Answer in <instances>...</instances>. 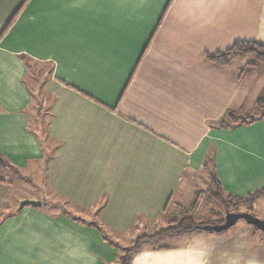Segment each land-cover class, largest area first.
Returning a JSON list of instances; mask_svg holds the SVG:
<instances>
[{
    "label": "crops",
    "instance_id": "0c3cea01",
    "mask_svg": "<svg viewBox=\"0 0 264 264\" xmlns=\"http://www.w3.org/2000/svg\"><path fill=\"white\" fill-rule=\"evenodd\" d=\"M238 40L264 44V0H0V264H118L206 164L263 208L264 118L218 122L260 114L264 64L208 58ZM130 264H264V235L157 236Z\"/></svg>",
    "mask_w": 264,
    "mask_h": 264
},
{
    "label": "trees",
    "instance_id": "16d2710c",
    "mask_svg": "<svg viewBox=\"0 0 264 264\" xmlns=\"http://www.w3.org/2000/svg\"><path fill=\"white\" fill-rule=\"evenodd\" d=\"M236 55H244L252 57L253 61L250 63L251 65H255L257 63L264 64V44L257 41L250 40H238L234 43V45L224 51H219L213 54H208V58L220 65H228L231 63V60ZM257 108L261 111L258 116H246L240 117L233 113H226V115L221 118L218 122L220 127H234L240 124H250L254 121L264 118V97H261L256 102ZM206 169L211 171L209 165L206 164ZM11 169V165L0 161V181H5L6 175ZM210 196L220 203L226 212L229 211H240L239 209H231V206L234 208H238V204L242 202L248 203L247 207H252V202L256 200V198L260 195L261 192H255L253 194L248 195L247 197H233L227 195L219 181L216 173L211 171L210 176ZM249 212V210L246 209ZM225 219H218L216 221H198L193 215L188 214L185 215L181 221L174 225H170L169 227L160 230L158 233L154 235H144L138 237L135 244L131 247L122 246L119 243L113 242L119 248V258L118 264H130L132 260L133 254L140 248L142 242L146 239H153L159 235H165L167 233H183V232H194L199 231L197 229V225L203 224H217L224 222ZM252 226V225H250ZM252 229L255 231H260L256 227L252 226ZM264 235V233H263ZM106 238L110 240V236L107 234ZM112 242V240H111Z\"/></svg>",
    "mask_w": 264,
    "mask_h": 264
},
{
    "label": "rangeland",
    "instance_id": "374dc122",
    "mask_svg": "<svg viewBox=\"0 0 264 264\" xmlns=\"http://www.w3.org/2000/svg\"><path fill=\"white\" fill-rule=\"evenodd\" d=\"M243 60L253 61L252 57L250 56H245ZM33 74L36 76H40L41 72L37 70ZM28 82L32 84V86H35V83L37 84V82H35V78L31 74L28 77ZM204 172H208V169L203 171L201 175L198 176V181H197L198 185L195 187L200 188L201 191L198 192V196L196 197V199H193L195 200L194 202L193 200L184 202V201H178V199H176L175 201L172 202L170 209L168 211V214L158 219L153 220L147 227H142L140 230L141 231L140 235H144V234L154 235L158 233L160 230L165 229L169 227L170 225H174L178 223L179 221L182 220V218L185 215H188V214L193 215L198 221H216L219 218L225 219L227 212L225 211L224 207L220 203H218L216 200H214L210 196V191H209L210 187L206 185V175ZM16 178L17 180H19L18 182L22 181V184H23V186L20 189V192L18 191V193L22 194L28 191L26 195H28L29 193H32V194H38V196H40L41 193L43 192V184H41V180L43 178L41 176H34V181H35L34 183L28 182L25 179H22V180L18 179V177ZM44 187H47L46 183ZM192 203H193V207L191 208L190 206ZM242 203L243 204L241 203L238 204V208H234V206L233 207L231 206V209H236V210L239 209L240 212L245 211L244 209H247L252 214H255L257 217L264 219V207L257 208L255 206V208L253 207L248 208L247 207L248 203H245V202H242ZM253 203L254 201L252 202V204ZM18 208H20V204ZM235 212H239V211H235ZM240 222H246V221L244 219H240ZM168 234H171V233H167L165 235H168ZM159 236H164V234L159 235Z\"/></svg>",
    "mask_w": 264,
    "mask_h": 264
},
{
    "label": "water",
    "instance_id": "95a60500",
    "mask_svg": "<svg viewBox=\"0 0 264 264\" xmlns=\"http://www.w3.org/2000/svg\"><path fill=\"white\" fill-rule=\"evenodd\" d=\"M28 204H31L33 206H40L42 202L38 200L25 199L21 202L20 209L24 205H28ZM240 219H244L246 223L256 227L258 230L264 233V219L259 218L248 211H242V212L229 211L226 214L224 222L217 224H210V223L203 225L200 224L197 225V229L203 231L224 232L229 230L231 227H233Z\"/></svg>",
    "mask_w": 264,
    "mask_h": 264
}]
</instances>
